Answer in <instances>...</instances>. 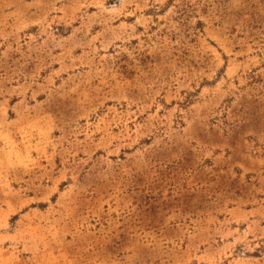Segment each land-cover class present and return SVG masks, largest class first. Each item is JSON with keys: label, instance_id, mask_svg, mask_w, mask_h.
Here are the masks:
<instances>
[{"label": "rangeland", "instance_id": "rangeland-1", "mask_svg": "<svg viewBox=\"0 0 264 264\" xmlns=\"http://www.w3.org/2000/svg\"><path fill=\"white\" fill-rule=\"evenodd\" d=\"M0 264H264V0H0Z\"/></svg>", "mask_w": 264, "mask_h": 264}]
</instances>
